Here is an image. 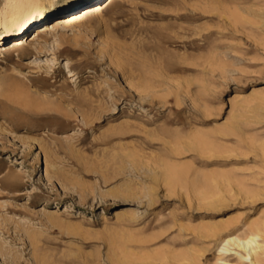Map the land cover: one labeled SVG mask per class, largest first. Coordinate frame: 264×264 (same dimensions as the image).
<instances>
[{"label": "rangeland", "instance_id": "1", "mask_svg": "<svg viewBox=\"0 0 264 264\" xmlns=\"http://www.w3.org/2000/svg\"><path fill=\"white\" fill-rule=\"evenodd\" d=\"M61 3L0 38V264L264 259V0Z\"/></svg>", "mask_w": 264, "mask_h": 264}, {"label": "bare ground", "instance_id": "2", "mask_svg": "<svg viewBox=\"0 0 264 264\" xmlns=\"http://www.w3.org/2000/svg\"><path fill=\"white\" fill-rule=\"evenodd\" d=\"M54 1L55 0H4L0 8V38L6 35L14 44H17L19 38L17 31L19 29L25 30L30 24L35 22L37 18L42 19L46 16L47 7L42 10L41 7L46 4H51L52 6ZM75 1L76 0H62L63 5L62 3L61 5L64 10H67L75 6L73 3ZM71 2V6H68ZM94 8H96L95 5H90L78 9L76 12L67 13L65 17L59 19L58 22H61L63 25L73 23L75 20L79 19V16H82V14ZM18 47L24 48V46ZM262 250L263 245L258 241V234L256 233L244 237L236 234L229 235L223 239V243L218 251V257L213 264H264V259H262L261 256ZM229 255H236L237 262H228L223 259L224 256Z\"/></svg>", "mask_w": 264, "mask_h": 264}]
</instances>
